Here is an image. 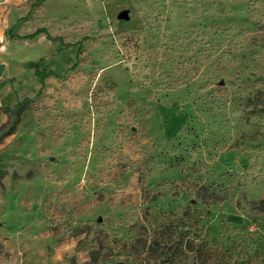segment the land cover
Returning a JSON list of instances; mask_svg holds the SVG:
<instances>
[{"label":"rangeland","instance_id":"obj_1","mask_svg":"<svg viewBox=\"0 0 264 264\" xmlns=\"http://www.w3.org/2000/svg\"><path fill=\"white\" fill-rule=\"evenodd\" d=\"M3 44L0 264H264V0H0Z\"/></svg>","mask_w":264,"mask_h":264},{"label":"crops","instance_id":"obj_2","mask_svg":"<svg viewBox=\"0 0 264 264\" xmlns=\"http://www.w3.org/2000/svg\"><path fill=\"white\" fill-rule=\"evenodd\" d=\"M3 43V41H1ZM8 43V40H6V44ZM6 44H3L2 46H0V49H5L6 48ZM33 64H37L36 62L34 61H28L27 62V66L29 67L30 65H33ZM0 65H3V69H2V73L0 75V85L2 86L3 85V82H4V79L5 76H4V71L6 70V68L9 66V64L6 62V61H0ZM7 79H9V77H7ZM1 86H0V119H1V116H2V111L5 107H10L9 105L10 104H14L15 103V100L16 98H13V96L11 98H9L7 100L6 103H3L1 102Z\"/></svg>","mask_w":264,"mask_h":264},{"label":"trees","instance_id":"obj_3","mask_svg":"<svg viewBox=\"0 0 264 264\" xmlns=\"http://www.w3.org/2000/svg\"><path fill=\"white\" fill-rule=\"evenodd\" d=\"M31 69H33L35 76H37L39 79H43L42 72L38 69V65L37 64L31 65ZM23 106H24V104L23 103H20L19 102V99L17 98L15 100V103H14V106L13 107H5L3 109V111L6 114H10L11 112H14L15 110H18V109H20Z\"/></svg>","mask_w":264,"mask_h":264},{"label":"water","instance_id":"obj_4","mask_svg":"<svg viewBox=\"0 0 264 264\" xmlns=\"http://www.w3.org/2000/svg\"><path fill=\"white\" fill-rule=\"evenodd\" d=\"M117 18H118V20H121V21H127L129 19L128 11H123V12L119 13ZM2 69H3V65H0V75L2 73Z\"/></svg>","mask_w":264,"mask_h":264}]
</instances>
